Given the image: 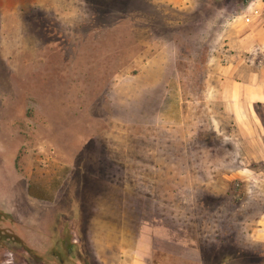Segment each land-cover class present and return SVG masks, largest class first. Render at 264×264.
Segmentation results:
<instances>
[{"label": "rangeland", "instance_id": "obj_1", "mask_svg": "<svg viewBox=\"0 0 264 264\" xmlns=\"http://www.w3.org/2000/svg\"><path fill=\"white\" fill-rule=\"evenodd\" d=\"M240 14L264 24V0H0V264L264 256V183L230 178L255 151L219 100L229 65L246 71ZM158 58L180 132L135 121L158 112L138 104Z\"/></svg>", "mask_w": 264, "mask_h": 264}, {"label": "crops", "instance_id": "obj_2", "mask_svg": "<svg viewBox=\"0 0 264 264\" xmlns=\"http://www.w3.org/2000/svg\"><path fill=\"white\" fill-rule=\"evenodd\" d=\"M255 18L245 20L240 14L233 19L239 49L245 53L240 59L244 61L242 64H245L246 71L240 74L241 63L229 65L225 76L219 80V100L232 116L238 137L255 151L247 165L231 172L230 178L264 183V168L251 166V163L264 164V24L257 23ZM156 62L159 66L157 76L142 80L147 83L145 92H151L152 96L143 98L138 104L144 108L156 102L158 112L143 113L140 120L136 117L138 113L134 112L135 121L180 132L186 127V122L178 75L175 70H170L164 76L161 59L158 58ZM2 210L7 214L13 212L7 207H2ZM259 224L263 236L261 240H264V213Z\"/></svg>", "mask_w": 264, "mask_h": 264}, {"label": "trees", "instance_id": "obj_3", "mask_svg": "<svg viewBox=\"0 0 264 264\" xmlns=\"http://www.w3.org/2000/svg\"><path fill=\"white\" fill-rule=\"evenodd\" d=\"M236 250V254L238 255V259L240 261H246V260H249L250 263L248 264H256L253 259L254 258H257L259 257L260 258H264L263 254L259 251H254V250H251V249H246V248H238V249H235ZM235 252V251H234ZM252 261V262H251Z\"/></svg>", "mask_w": 264, "mask_h": 264}]
</instances>
